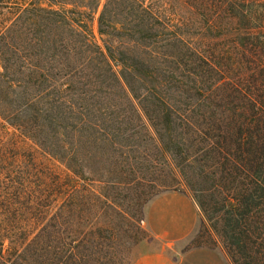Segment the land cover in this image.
Instances as JSON below:
<instances>
[{"label":"rangeland","instance_id":"obj_1","mask_svg":"<svg viewBox=\"0 0 264 264\" xmlns=\"http://www.w3.org/2000/svg\"><path fill=\"white\" fill-rule=\"evenodd\" d=\"M139 1L170 33L158 40L156 33L136 27L137 20L131 24V2L119 0L118 12L107 20L119 29L124 24L126 36L114 32L102 38L132 70L113 65L112 72L98 56L64 49L80 40V30L62 20L64 0H0V237L6 258L63 264L65 243L73 239L79 264H133V239L143 237L135 226L145 230L147 203L164 192L191 197L187 178L203 170L198 149L204 144L184 118L208 112L196 105L198 88L208 83L205 74L196 77L187 70L200 74L194 54L219 55L228 66V54L248 53L239 42L255 45L254 36L244 35L254 32L259 14L264 30V0ZM107 3L102 0L91 23L97 39ZM256 78L249 84L261 79ZM153 94L174 106L182 120L172 118L169 106L165 111L156 106ZM163 112L170 117L168 128L160 125ZM2 115L14 116L11 123L26 129ZM67 165L90 181L76 178ZM72 180L95 196L90 215L65 205L64 185ZM156 212V207L148 212L154 227ZM145 232L141 243L150 244ZM200 243L222 247L212 233H204ZM120 244L124 258H116Z\"/></svg>","mask_w":264,"mask_h":264},{"label":"trees","instance_id":"obj_2","mask_svg":"<svg viewBox=\"0 0 264 264\" xmlns=\"http://www.w3.org/2000/svg\"><path fill=\"white\" fill-rule=\"evenodd\" d=\"M64 1L62 20L70 28H76L78 32L80 30V33H76L80 40L75 45L68 43L64 46L68 54L80 49L83 54L89 55V58L92 55L102 58V64L112 72L113 65H121L126 71L132 70L126 59L121 54L116 56L109 41L102 38H108L114 32H118L121 38L122 34L125 35L124 24L119 29L116 22L109 23L107 20L108 14L113 16L118 12L115 6L119 0H108L105 5L98 19L99 39L95 36L91 23L94 24V14L102 0ZM78 1H82L80 5L77 4ZM136 1L138 0H130V14L127 13L131 18H135L131 24H136L137 20L139 24L136 27L156 33L153 35L159 38L158 40L162 38L161 35L170 33L155 15L144 8L143 2ZM94 5L96 9L92 11ZM70 6L73 9L69 8ZM259 17L260 14L256 16L254 32L252 34L247 32L248 34L244 35L254 36L255 45L245 46V39L239 42L244 50H249L248 53L243 52L239 58L228 54L230 62L228 66L220 63L219 55L194 54L196 62H199L200 74L187 70L189 75L194 74L196 77L205 78L206 75L208 83V86L204 83L205 86L198 88L196 92L197 107L208 112L184 118L188 126L196 129L202 136L201 141L204 144L203 148L198 149V152L203 154L204 171L187 178L191 198L204 217V224L197 236L199 242L192 247H203L200 240L203 239L204 233L215 234L232 264H264V30ZM142 32L144 31H139ZM161 32L164 34H160ZM178 39L182 42L180 38ZM224 56L226 54H223L222 60ZM256 77L261 79L256 80V84H249V80L257 79ZM121 79L119 80L124 83L123 85L128 86L133 93L128 78ZM152 97L156 101V106L164 111L169 106L168 111L172 118L178 117V110L168 105L165 99L154 94ZM236 102H239V105L233 106ZM199 103L203 104L198 105ZM229 105H232L231 109L226 108ZM210 111L212 112L208 115ZM145 114L149 121L153 123L156 121L149 114ZM2 116L12 126L26 129L22 124L16 126L11 123L14 116ZM160 118L162 127H170V117L165 112ZM154 126L158 127L159 124L155 122ZM1 144L0 141V146ZM0 162L4 160L0 158ZM67 167L79 180L85 183L90 181L80 176L70 165ZM64 191L67 208L71 210L83 208L82 212L90 215V202L94 195L89 190L80 188L77 180H72L64 185ZM100 196L103 197L101 194ZM105 207L112 208L109 203H106ZM136 223L135 228L143 233V237L136 236L133 239L134 246L146 239L145 230L140 229L139 223ZM77 245L78 241L73 239L65 243L68 258L63 264H79ZM116 251L118 255L116 258H124L126 248L122 244L117 245ZM4 253L5 240L0 237V264L23 262L21 258L19 262L13 258H6Z\"/></svg>","mask_w":264,"mask_h":264},{"label":"crops","instance_id":"obj_3","mask_svg":"<svg viewBox=\"0 0 264 264\" xmlns=\"http://www.w3.org/2000/svg\"><path fill=\"white\" fill-rule=\"evenodd\" d=\"M155 207L156 227L148 218ZM143 223L152 238L150 244L136 246L133 264H232L221 246L187 247L197 236L202 218L194 200L186 194L164 192L153 197L145 207Z\"/></svg>","mask_w":264,"mask_h":264}]
</instances>
